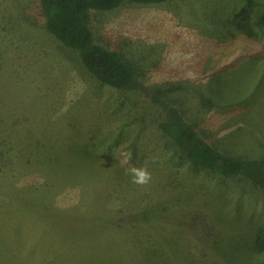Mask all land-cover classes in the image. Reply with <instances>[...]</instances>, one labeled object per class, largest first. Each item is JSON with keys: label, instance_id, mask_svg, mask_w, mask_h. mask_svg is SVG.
I'll list each match as a JSON object with an SVG mask.
<instances>
[{"label": "rangeland", "instance_id": "1", "mask_svg": "<svg viewBox=\"0 0 264 264\" xmlns=\"http://www.w3.org/2000/svg\"><path fill=\"white\" fill-rule=\"evenodd\" d=\"M253 1L91 9L95 43L136 68L118 89L47 29L41 0H0V264H264V186L196 167L162 128L174 110L218 152L264 160Z\"/></svg>", "mask_w": 264, "mask_h": 264}, {"label": "trees", "instance_id": "2", "mask_svg": "<svg viewBox=\"0 0 264 264\" xmlns=\"http://www.w3.org/2000/svg\"><path fill=\"white\" fill-rule=\"evenodd\" d=\"M124 0H41L46 16L47 29L65 46L78 50L82 62L102 83L125 89L135 85L137 71L134 64L120 53L95 43L89 25L90 10H112ZM139 3H162L168 0H130ZM251 6L255 1L248 0ZM169 122L162 124L163 130L177 146L187 151L196 167L222 173L226 176H245L264 186L262 161L248 160L241 156L225 155L183 120L174 110L168 115ZM257 253H264V225L255 234L253 242Z\"/></svg>", "mask_w": 264, "mask_h": 264}, {"label": "clouds", "instance_id": "3", "mask_svg": "<svg viewBox=\"0 0 264 264\" xmlns=\"http://www.w3.org/2000/svg\"><path fill=\"white\" fill-rule=\"evenodd\" d=\"M122 155L124 156V162L126 163L127 160L130 159V154L122 153ZM127 171L132 176V182L137 185H147L152 179L151 173L146 167H131Z\"/></svg>", "mask_w": 264, "mask_h": 264}]
</instances>
